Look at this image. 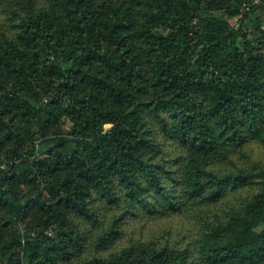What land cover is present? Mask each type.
<instances>
[{"label":"trees","instance_id":"trees-1","mask_svg":"<svg viewBox=\"0 0 264 264\" xmlns=\"http://www.w3.org/2000/svg\"><path fill=\"white\" fill-rule=\"evenodd\" d=\"M41 2L0 42V264L69 263L95 202L164 216L246 185L258 189L195 256L138 244L80 264H264V167L210 169L264 144V0ZM152 124L179 167L153 161Z\"/></svg>","mask_w":264,"mask_h":264},{"label":"rangeland","instance_id":"rangeland-1","mask_svg":"<svg viewBox=\"0 0 264 264\" xmlns=\"http://www.w3.org/2000/svg\"><path fill=\"white\" fill-rule=\"evenodd\" d=\"M42 6L41 0H2L0 3V42L13 38L20 19L34 13ZM254 14L260 18L264 17L260 10ZM206 15L222 17L219 12L202 13V16ZM254 16L249 18L250 21H246L249 27H252ZM229 22L233 26L239 24L236 18L230 19ZM150 128L152 138L161 144L160 153L154 156L153 161L162 165L167 164L166 166L171 170L179 167L181 160L174 159L180 156V149L174 143L164 139L156 131L154 124ZM256 167H264V144L253 139L241 149L230 153L224 161L213 163L210 169L221 174L238 170H253ZM257 189V185L229 189L220 200L214 203H204L200 200L185 201L179 211L164 216L140 213L129 216L126 213L127 207L123 203L119 207H109L95 202L96 223L83 224L78 220L73 222L80 234L82 244L80 250L67 264H80L93 257L105 258L122 248L138 244L157 248L162 246L173 249L185 248L195 256L201 236L218 226L231 223L232 218L242 210L243 205ZM121 214L125 215L118 224L120 237L105 250H97L94 246L96 238L108 228L114 218ZM256 230L259 231L258 228ZM224 236L219 239L226 238Z\"/></svg>","mask_w":264,"mask_h":264}]
</instances>
